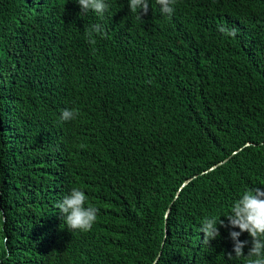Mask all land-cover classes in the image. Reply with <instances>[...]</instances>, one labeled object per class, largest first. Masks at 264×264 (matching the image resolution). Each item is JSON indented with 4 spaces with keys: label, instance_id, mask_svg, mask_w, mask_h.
<instances>
[{
    "label": "trees",
    "instance_id": "obj_1",
    "mask_svg": "<svg viewBox=\"0 0 264 264\" xmlns=\"http://www.w3.org/2000/svg\"><path fill=\"white\" fill-rule=\"evenodd\" d=\"M105 3L0 0V264H246L230 229L209 247L200 228L264 190V0H177L171 17L148 0L141 20ZM72 188L99 209L88 232L55 206Z\"/></svg>",
    "mask_w": 264,
    "mask_h": 264
},
{
    "label": "clouds",
    "instance_id": "obj_2",
    "mask_svg": "<svg viewBox=\"0 0 264 264\" xmlns=\"http://www.w3.org/2000/svg\"><path fill=\"white\" fill-rule=\"evenodd\" d=\"M81 12L92 11L98 16H103L108 5L105 0H76ZM162 14L169 17L175 11L177 0H156ZM129 8L137 13L136 18L141 20V14L146 15L149 11L148 0H129ZM218 31L227 36H235V29H228L225 26H218ZM89 43L94 44L95 35H103L104 28L96 23L85 29ZM78 111L65 108L61 110L60 120L71 121L76 118ZM87 196L79 188H72L69 193L56 203L59 213L62 215L65 225L70 230L88 232L98 219L99 209L92 205L85 206ZM220 216L205 217L201 223L200 232L203 233L202 244L209 246V242L220 236V227L228 228L229 237L233 242L232 251L235 257H245L246 264H264V190L261 188H246L231 205L229 214L226 217L227 223L219 218ZM219 226V227H218ZM231 229H239L233 231ZM248 233L251 237V247L247 255L243 249L249 241H241L242 233ZM210 247V246H209ZM0 252L6 253L11 259L10 250L7 248V237L0 238ZM232 259V253L227 254Z\"/></svg>",
    "mask_w": 264,
    "mask_h": 264
},
{
    "label": "water",
    "instance_id": "obj_3",
    "mask_svg": "<svg viewBox=\"0 0 264 264\" xmlns=\"http://www.w3.org/2000/svg\"><path fill=\"white\" fill-rule=\"evenodd\" d=\"M160 255V254H159ZM159 257V256H158ZM158 259V258H157Z\"/></svg>",
    "mask_w": 264,
    "mask_h": 264
}]
</instances>
